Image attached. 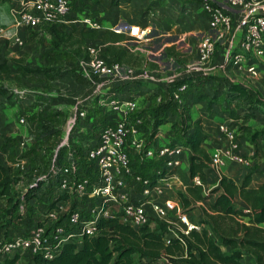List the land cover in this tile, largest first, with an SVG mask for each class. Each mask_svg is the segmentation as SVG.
Here are the masks:
<instances>
[{
	"label": "built area",
	"instance_id": "obj_1",
	"mask_svg": "<svg viewBox=\"0 0 264 264\" xmlns=\"http://www.w3.org/2000/svg\"><path fill=\"white\" fill-rule=\"evenodd\" d=\"M219 1L235 10L229 11L215 0H202L199 7L206 16L208 27L219 30L221 36L228 34L237 20L243 32L239 51L227 54L229 63L246 80L253 78L264 84V0ZM18 6L16 26L44 33L50 25L62 23L78 22L91 29L99 28L98 22L89 16L80 14L71 18L70 0H19ZM113 31L120 30L115 28ZM139 39L146 42L145 34ZM15 41L22 44L18 37ZM215 41L210 36H203L198 42L196 70L212 58ZM104 48L101 43L88 44L86 53L71 66L86 84L115 80L117 86H121L128 80L160 81L151 71L111 60L104 55ZM186 89L187 84L183 83L172 90V100L179 101ZM97 106L102 107V116L108 118V122L94 126L89 118ZM140 107L137 98L109 91L99 92L92 103L76 107L71 140L60 146L65 147L60 159L51 158L50 172L41 176L42 184L35 196L18 205L17 221L28 217L29 210L39 216L32 227L24 229V233L3 236L0 232V264L12 258H16L15 264H40L35 261L36 256L51 259L65 244L80 247L83 237L97 238L106 234L108 229L100 222L108 218H115L119 224L133 229L153 221L164 223L167 228L165 244L172 238H179L181 233L200 230L189 219L179 196L174 193L182 192L187 185L180 176V167L189 157L190 149L172 141L154 144L152 138L148 142L150 132L144 126L147 119L139 113ZM15 119L22 125L26 121V112L20 105L15 108ZM237 121L226 117L216 121L219 143L210 152L205 173L212 171L221 178L227 162L244 168L254 165L253 156H245L239 151L242 136ZM262 139L264 135L259 141ZM23 145V141L19 142V147ZM135 161L142 167L152 161L160 164L153 173L144 175L134 167ZM191 183L205 188L198 175ZM173 218H176L177 226H173ZM1 224L4 219L0 217ZM142 263L169 264L166 256L152 261L143 259Z\"/></svg>",
	"mask_w": 264,
	"mask_h": 264
},
{
	"label": "crops",
	"instance_id": "obj_2",
	"mask_svg": "<svg viewBox=\"0 0 264 264\" xmlns=\"http://www.w3.org/2000/svg\"><path fill=\"white\" fill-rule=\"evenodd\" d=\"M71 1L73 4L70 12L71 18L83 14L98 22L99 28L96 29L98 32V36L96 38H85L83 41L78 42V39L81 37L83 32H90L92 30L91 28L78 22L75 24H53L47 28L45 31L46 33L41 30L29 29L22 25L16 26L14 22L18 16L19 0H7L9 9H0V63L7 60L8 64L12 63L17 67L20 66L22 68H39L43 70L47 67H52L56 69L60 68L62 71L66 69L71 70V66L75 63V61L86 53L85 49L88 44L101 43L100 36L104 33V31L106 29L112 30L113 27H116L117 29L120 28L118 33H122L125 36L123 45L126 49L137 51L139 53L143 52V48L141 47L144 45V42H141L139 39L141 34H149L146 36V39L148 37L150 41H152L153 44L149 45L151 49L154 48V43L158 44V49L161 45L163 47H171L175 45V48L180 49L179 51L182 53L188 51L186 49V45H188L187 40H193L198 44L203 36H210L216 40V49L212 58L201 68L196 70L198 76L207 75V81L214 82L218 85V88L221 91L228 88V86L232 83H238L246 87L248 93L250 92L248 85L251 83L252 86L262 89L264 88V84L256 79L251 78L246 80L243 78L241 73L237 72L229 63L227 54L229 51H239L243 32V29L237 25L236 19L230 32L219 36V30L210 29L208 27L206 16L200 10L199 5H197L192 9L191 13H187L186 17L181 19V24L176 27H169L166 31L160 29L159 32L157 31L156 38H154L153 35H150L151 33L146 31H153L157 28H154L153 25H146L147 18L154 19L156 24L161 23V19L159 17L161 12L158 9H154L153 11L147 13V17H145V15H141V11L145 9L147 5L151 4L153 0H118L117 5H109L108 3L112 0H99V2H94L93 0ZM215 1L231 12L235 10L226 6L225 3L219 0ZM171 6L172 9L174 7V10L176 11L180 8L179 4L174 5V3H171ZM188 24V28L184 26ZM50 27H53V29L60 36H63L66 39L68 38V40L61 43L59 47L55 48L52 45ZM135 29L139 30V35H135L133 33ZM165 34H168L167 37H175L173 39H166ZM16 37L22 40L21 45L15 41ZM167 41L169 42L167 43ZM34 74H37V72L33 73V75ZM75 78H70L69 81L64 80L61 82L63 89L60 92L53 89L52 91L43 94L33 89L30 90L31 94H27L26 97L18 101L5 100L0 96V166L3 167L7 173H9L7 166L17 163L19 169V165L21 164L18 163L25 162V152L30 144H32L35 137L34 132L37 130L36 128H39L40 126L49 125L48 129L50 131L53 129H59L63 132V134L61 135V139L57 140V143L60 146L66 145L67 142L71 140L69 132L73 131L72 124L76 107L92 103V99L96 98L99 92L109 91L114 92L117 95H130L131 97L139 100L140 106H146L149 103L147 100L149 95H155L154 99L161 102L164 99L163 94L165 92L162 93L160 91V87L163 90L166 88L163 83L159 82H132L129 80L123 82L121 86H117L115 80H102L96 85H89L84 82L81 83V79H77L78 77ZM20 79L23 83L27 82L31 86L45 83L43 78L28 77ZM11 90L25 94V88H11ZM37 94L45 96H40L41 98H38L39 96ZM206 94L209 95L208 92ZM221 94L225 95L224 93ZM47 95L50 97L49 99L59 101V103L49 102L42 98ZM143 99H145V101ZM181 101V99L179 101L173 100L172 104H175L176 102L179 103ZM95 102L96 101L94 99V103ZM17 105L22 106L26 112V121L23 125L17 123L15 119V108ZM212 111L214 113L211 114V121L216 123L217 120L222 119L215 114V112H217L215 107L212 108ZM177 112L183 118H186L187 116L190 117L191 123L199 118V116H193L194 114L192 110H190L191 113L189 114H186V110L183 109ZM60 113L63 117H60ZM204 114L207 115V113ZM102 115V107L97 106L96 112L89 118L90 123H93L95 126L96 124L108 122L106 121L108 118H104ZM261 116H264V114H261ZM167 119L170 122L171 119L174 118L168 117ZM169 122L167 121L158 127V132L153 137L154 144L171 141L168 138H161L160 136V129H162L165 125L166 127L167 125H170L171 123ZM262 122L264 125V120ZM202 124L205 132L207 133V139L202 145L209 152H211V150H213V148L219 143L217 133L215 128L211 129V124L205 123L203 120ZM55 125L58 127H54ZM206 125H209L211 128H206ZM165 129L167 130V128ZM6 138L12 139V141L16 144H13V146L5 145L4 140ZM21 141L24 142V145L19 147V142ZM46 141L51 143V139L49 138H46ZM57 147L59 146L57 145ZM239 151H241V153L245 156H253L254 165L250 168H244L237 163L227 162L222 171V175L234 182L241 183L244 176L250 172L251 181L249 186L257 187L264 183V153L262 157H257L253 146L244 137L240 138ZM186 162L188 163V158L186 159ZM153 172L154 168L149 173ZM180 176L181 178L186 176L188 180V166L185 172L183 171L180 173ZM219 180L220 177L218 174L212 171H207L204 186H207L208 189L211 190L212 188L219 186ZM247 257L251 260L249 255Z\"/></svg>",
	"mask_w": 264,
	"mask_h": 264
},
{
	"label": "trees",
	"instance_id": "obj_3",
	"mask_svg": "<svg viewBox=\"0 0 264 264\" xmlns=\"http://www.w3.org/2000/svg\"><path fill=\"white\" fill-rule=\"evenodd\" d=\"M93 1L99 2V0ZM112 1L113 5L118 4V0ZM50 32L52 45L55 48L68 40V38L60 36L53 27H50ZM97 36V30L92 29L90 32H83L78 42L85 38L94 39ZM124 37L122 33L106 29L100 36L101 44L105 47L104 55L120 64L141 67L146 60L138 52L126 49L123 45ZM165 51L169 54L170 48ZM18 67L25 76L44 71L39 68ZM10 71L7 60L0 63V96L5 100L18 101L27 95L22 92H14L5 85L4 80L7 79L5 76H8ZM23 74L22 76H24ZM188 79L190 78L180 79L172 90L186 83L187 91L190 87L189 82L186 81ZM221 93H224L231 101L238 97L249 98L250 95L247 88L238 83L230 84ZM207 98L208 94L199 96V100ZM211 100L209 99V101ZM258 107H262V104L254 100L253 105L247 108L246 114L240 115L234 110L230 117L233 120L241 118L246 123L255 115ZM167 121L169 120L166 113L163 118L155 114L148 142L156 135L158 127ZM190 121L188 116L183 118L179 130L183 139L182 145L190 149L188 157L189 181L184 192H178L183 206H188L191 201L200 202L206 198L202 194V187L192 184L191 180L195 175H198L205 183L204 169L210 161V152L202 145L207 139L202 120L198 118L192 123ZM173 125L176 127L177 122H173ZM263 135L264 127L248 136V141L253 146L257 157H262L264 153V139L259 141ZM159 164L160 162L152 161L147 167H142L135 161L134 167L145 175L151 174L149 172L153 168L159 167ZM17 181V178L9 175L0 166V197L6 198L4 208L0 211L4 225L11 224L14 219L19 217L17 214L18 205L28 202L34 197L42 184V180L36 179L22 196L14 198L11 193L13 185ZM250 181V172L244 176L241 183L234 182L222 175L219 186L212 188L208 193V197H214L213 200L208 203L207 207H202L205 226L199 231L191 230L188 234L181 233L179 238H172L169 244L164 242V236L167 233L164 223L157 222L159 225L154 228H150V225L147 224L139 229H133L127 225L119 224L115 218H108L100 222L101 226L108 229L104 236L83 237L80 247L76 244H65L60 253L51 259L37 256L34 259L40 264H135L133 254H139L142 260L152 261L161 256L174 258L179 253L181 261L185 264H244L245 255L251 257L250 264H264V183L252 187L249 186ZM246 209L248 211H245ZM29 211L31 213V210ZM15 262L16 258H12L6 260L4 264H15Z\"/></svg>",
	"mask_w": 264,
	"mask_h": 264
},
{
	"label": "rangeland",
	"instance_id": "obj_4",
	"mask_svg": "<svg viewBox=\"0 0 264 264\" xmlns=\"http://www.w3.org/2000/svg\"><path fill=\"white\" fill-rule=\"evenodd\" d=\"M201 1L202 0H153L151 4L147 5L146 8L141 11V15H145V17H147L148 12L153 11L154 9H158L161 12V15L159 16L161 19V23L156 24L154 19L147 18L146 25H153V27L157 29L153 31L148 30L146 32L151 33L150 35H153L154 38H156L157 31L159 32L160 29L166 31V29L169 27H176L177 25L181 24V19L183 17H186L187 13H191L192 9L199 5ZM112 2L113 1L109 2L108 4L113 5ZM171 3H174V5L179 4V10H174V7L172 9ZM0 9H9L7 0H0ZM184 26L188 28L189 24ZM115 28L116 27H113V29ZM133 33L135 35H139V30L135 29ZM148 35L149 34L145 35V38ZM165 36L166 39H173L175 37H167L168 34H165ZM146 40L147 41L144 42L143 45V52H138L141 56H143L146 62H144L141 67L135 68L153 72L158 80H160L159 83H163L166 87L165 90L160 87V91L162 93L165 92L163 94L164 99L161 102L154 99L155 95H149L147 98L149 103L146 106L142 105L139 109V113L147 119L144 126L148 129V132H151L152 130V119H154L155 114L160 118H163L166 113L167 118L172 117L174 119H171L170 122L168 121L169 123H171L170 125H167V127L165 125L162 129H160L161 138H168L173 142L182 144L183 139L179 130L180 123L183 122V118L177 111L183 109L186 110V114H189L191 113L190 110H192L194 117L199 116V118H201L205 123L212 125V128L209 125H206V128L213 129L215 128L216 123L210 120L212 118L211 114L214 113L212 111V108L215 107L217 109V112H215V114L218 117L233 119L230 117V114L234 110L237 114L244 115L248 112L247 108L250 105H253L254 100L260 102L262 104V107H258L255 115L246 123H244L241 118L237 121L239 135L248 140L249 134L256 130H261L264 127L262 122L263 116H261V114H263L264 112V88L262 89L256 86H252L251 83L248 85L250 91L249 98L238 97L234 101H231V99L221 94L218 85H216L214 82L207 81V75H197L196 69L194 68L197 65L195 54L197 43L195 41L187 40L188 45H186V49L188 51L182 53L181 51H179L180 49L175 48V45L171 47H163L161 45L158 49V44L154 43L155 46L153 49H151L149 45L153 44L152 41H150L148 37ZM169 41H167V43ZM167 48H170L169 54H167L165 51ZM9 65L11 71L8 76H5V78H7L4 80L5 85H7L9 88H25L26 95L31 94L30 90L33 89L43 94L52 91L53 89L60 92L63 89L61 82H63L64 80L69 81L70 78L78 77L77 79H81V83H85V81L80 76L75 74L73 70L66 69L62 71L60 68L56 69L47 67L43 69L44 71L37 74H28L29 78H43L45 80L44 84L40 83L31 86L27 82L23 83V81L20 79L28 78L21 72L20 68L12 63H10ZM22 74L24 76H22ZM185 77L190 78L186 80L189 82L190 87L186 92H183L181 96V102L172 104L173 100L170 97V91L177 85L180 79H183ZM207 92L209 93L208 98L205 100H199L200 94H206ZM37 95L39 97L45 96L42 94ZM42 98L49 102L59 103V101H53L49 99L50 97H48V95ZM209 99L212 100L209 101ZM143 100L145 101V99ZM255 104H257V102H255ZM204 113H207V115H205ZM61 116L63 117V115L60 113V117ZM173 122H177L176 127H174ZM54 127L57 128L58 126L55 125ZM48 128L49 125H43L39 128H36L37 130L34 132L35 137L32 141V144H30L25 152V162L18 163L23 165V168H21V165H19L18 169L17 163L7 166V169H9L8 174L18 179V181L13 185L11 193L12 197L18 198L22 196L36 179H40L42 178L41 176L43 174L49 173L51 169L52 157L56 156V159H60L65 147H60V145L57 143V140L61 139V135L63 134V132H61L59 129H53L50 131ZM165 128H167V130ZM69 134L71 135L72 132H69ZM46 138L51 139V143L46 141ZM4 144L13 146V144L16 143L12 141V139L6 138L4 140ZM57 145L59 146L58 148ZM187 166L188 163L185 161V163H183L180 167V171L185 172ZM182 179L185 183L188 182L186 176H183ZM209 190L210 189H208L207 186H205L204 189L202 188V194L206 196L203 201H191L188 206H183L180 201L182 209H184L185 213H187L189 219L199 226L200 230L203 228V226H205L202 207H207L208 203L211 202L214 198L213 196L208 197ZM178 192L179 191H176L174 193L178 195ZM5 202L6 198L0 197V210L4 208ZM38 216L39 215L36 212L31 211V213H28V217H22L18 221L15 219L9 225L1 224L0 232L3 236H10L12 233H24L26 229L34 225V222L38 218ZM176 222V218H173V226H177ZM149 225L150 228H154L157 227L159 223H157V221H153ZM180 256L181 255L177 253L174 258H166L169 264H185L181 261ZM247 256L248 255H245L243 258L244 264H250L251 262L250 258ZM133 260L135 264H143L139 254H133Z\"/></svg>",
	"mask_w": 264,
	"mask_h": 264
}]
</instances>
